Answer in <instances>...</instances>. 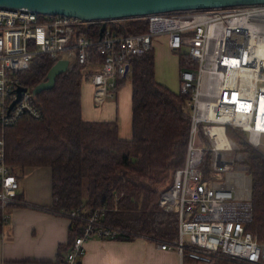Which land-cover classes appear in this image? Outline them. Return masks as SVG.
I'll use <instances>...</instances> for the list:
<instances>
[{"label":"built area","instance_id":"obj_1","mask_svg":"<svg viewBox=\"0 0 264 264\" xmlns=\"http://www.w3.org/2000/svg\"><path fill=\"white\" fill-rule=\"evenodd\" d=\"M138 17L146 19V31L120 34L109 25L119 19L84 20L0 5V128L22 117L41 116L36 94L19 77L35 55L66 59L67 69L81 65L82 78L93 86V103L101 105L114 95L116 80L130 76V58L165 36L167 47L183 52L194 66L179 70V92L187 95L189 109L184 161L158 194L160 208L177 215L176 235L150 239L194 264H264V242L247 229L252 219L249 178L244 169L232 167L228 156L238 144L225 132L228 126L243 131L249 144H264V3ZM92 22L105 24L98 35ZM207 150L209 158L202 166ZM231 174L242 177V184L230 180ZM17 188L0 136V222L19 203ZM51 211L65 215L78 231L64 254L66 264L76 263L89 237L117 239L128 233L102 220L103 206Z\"/></svg>","mask_w":264,"mask_h":264},{"label":"trees","instance_id":"obj_2","mask_svg":"<svg viewBox=\"0 0 264 264\" xmlns=\"http://www.w3.org/2000/svg\"><path fill=\"white\" fill-rule=\"evenodd\" d=\"M90 25L98 35L100 23ZM109 25L120 34L147 30L146 19L139 17L122 18ZM177 54L179 70L194 66L183 52ZM55 61L45 54L35 55L30 66L19 72L21 83L32 88L45 78ZM130 62V139L119 138L115 121L82 117L83 67L75 63L55 76L51 88L36 94L39 118L22 117L0 128L5 161L17 178L26 166L50 167V210L82 207L90 211L103 206L102 220L128 232L117 239L139 235L171 239L176 235L177 215L160 208L158 194L184 161L189 130L187 95L175 93L155 79L152 47L133 55ZM124 83L117 79L112 90L116 92ZM225 132L246 153L240 162L250 177L252 219L247 229L264 242L263 154L246 143L243 131L227 126ZM209 153L204 152L202 166L207 164ZM75 225L69 227L67 242L57 246L53 260L23 259L11 264H66L64 254L78 233Z\"/></svg>","mask_w":264,"mask_h":264},{"label":"crops","instance_id":"obj_3","mask_svg":"<svg viewBox=\"0 0 264 264\" xmlns=\"http://www.w3.org/2000/svg\"><path fill=\"white\" fill-rule=\"evenodd\" d=\"M161 46L165 53L172 51L164 36L153 40L151 47ZM168 54V53H167ZM178 64V56L176 59ZM155 79L177 93L174 80L160 72L154 56ZM85 78V77H84ZM82 78L80 86L81 115L86 120L115 121L121 139L131 137V83L122 85L101 105H94L92 84ZM85 80V81H83ZM19 203L8 208L9 217L0 232V264L12 261L53 260L59 244H65L71 221L50 210L51 173L48 166H26L18 178ZM84 252L75 264H194L192 260L172 250L159 249L152 239L143 235L130 240L91 236L85 240Z\"/></svg>","mask_w":264,"mask_h":264},{"label":"water","instance_id":"obj_4","mask_svg":"<svg viewBox=\"0 0 264 264\" xmlns=\"http://www.w3.org/2000/svg\"><path fill=\"white\" fill-rule=\"evenodd\" d=\"M253 3H264V0H0L1 6L24 7L38 13L70 15L84 20L122 19L152 12ZM104 26L102 22L100 31ZM67 66L66 59H57L46 72L45 78L32 87L33 94L51 88L55 76L67 70Z\"/></svg>","mask_w":264,"mask_h":264},{"label":"rangeland","instance_id":"obj_5","mask_svg":"<svg viewBox=\"0 0 264 264\" xmlns=\"http://www.w3.org/2000/svg\"><path fill=\"white\" fill-rule=\"evenodd\" d=\"M165 37V36H164ZM166 39V37H165ZM184 48H182L183 50ZM168 53V54H167ZM165 53L163 48L161 46H155L154 48V56L156 57V61L158 64V69L160 72L166 74L170 79L174 80V82L178 86V92H179V66L176 62L178 52L177 51H170ZM82 81V79H81ZM85 81V80H83ZM125 81L124 85L126 87L130 83V76L126 77L123 79ZM235 141V140H234ZM236 144H238V147L233 149L230 153L229 156L232 158V167L237 168V169H246V165L241 163L240 161L246 157V153L242 150V145L235 141ZM246 143L250 145L252 148L259 150L262 154H264V144H262L261 147H255L251 144L248 143L247 141V136H246Z\"/></svg>","mask_w":264,"mask_h":264},{"label":"bare ground","instance_id":"obj_6","mask_svg":"<svg viewBox=\"0 0 264 264\" xmlns=\"http://www.w3.org/2000/svg\"><path fill=\"white\" fill-rule=\"evenodd\" d=\"M214 129V128H211V130ZM225 142V139L221 136V141H220V145H222L223 143ZM229 179L230 180H236L237 182H239V184H242L243 182V178L240 177L238 174H231L229 176ZM241 189L238 190V192H240Z\"/></svg>","mask_w":264,"mask_h":264}]
</instances>
